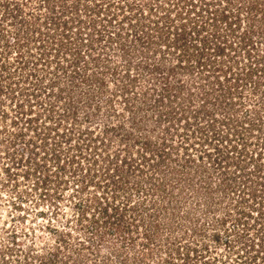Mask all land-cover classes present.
Segmentation results:
<instances>
[{"label":"rangeland","instance_id":"rangeland-1","mask_svg":"<svg viewBox=\"0 0 264 264\" xmlns=\"http://www.w3.org/2000/svg\"><path fill=\"white\" fill-rule=\"evenodd\" d=\"M0 264H264V0H0Z\"/></svg>","mask_w":264,"mask_h":264},{"label":"trees","instance_id":"trees-1","mask_svg":"<svg viewBox=\"0 0 264 264\" xmlns=\"http://www.w3.org/2000/svg\"><path fill=\"white\" fill-rule=\"evenodd\" d=\"M15 46L18 47V43H16ZM1 67H3V66H1Z\"/></svg>","mask_w":264,"mask_h":264}]
</instances>
